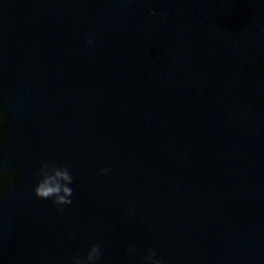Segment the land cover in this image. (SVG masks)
<instances>
[{"label": "water", "instance_id": "1", "mask_svg": "<svg viewBox=\"0 0 264 264\" xmlns=\"http://www.w3.org/2000/svg\"><path fill=\"white\" fill-rule=\"evenodd\" d=\"M0 106V264H264V0H0Z\"/></svg>", "mask_w": 264, "mask_h": 264}, {"label": "clouds", "instance_id": "2", "mask_svg": "<svg viewBox=\"0 0 264 264\" xmlns=\"http://www.w3.org/2000/svg\"><path fill=\"white\" fill-rule=\"evenodd\" d=\"M85 43L91 46L93 41L86 39ZM7 121L8 113L0 106V149H3L8 140ZM18 172L19 165H17L15 170H9L0 166V199L5 197L7 190L18 186ZM109 172V168H101L98 174L103 176ZM37 177L32 189L35 198L50 201L57 212H62L65 207L71 205L73 176L67 167L57 165L55 162L44 164L37 173ZM128 214L134 215V210L129 208ZM68 235L71 238L72 233ZM135 251L134 245H129L126 249L128 254H135ZM100 258V245L92 244L82 256L79 253L72 256L71 264H99ZM140 264H162V262L157 258L156 250L150 248L145 252Z\"/></svg>", "mask_w": 264, "mask_h": 264}]
</instances>
